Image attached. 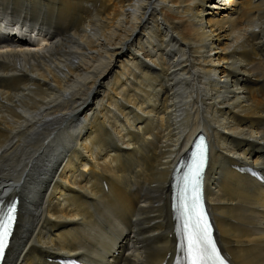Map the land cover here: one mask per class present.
Wrapping results in <instances>:
<instances>
[{
	"label": "bare ground",
	"instance_id": "bare-ground-1",
	"mask_svg": "<svg viewBox=\"0 0 264 264\" xmlns=\"http://www.w3.org/2000/svg\"><path fill=\"white\" fill-rule=\"evenodd\" d=\"M199 129L219 246L264 264V185L230 170L264 171V0H0L3 264L101 235L104 264L172 262L171 167Z\"/></svg>",
	"mask_w": 264,
	"mask_h": 264
},
{
	"label": "snow or ice",
	"instance_id": "snow-or-ice-1",
	"mask_svg": "<svg viewBox=\"0 0 264 264\" xmlns=\"http://www.w3.org/2000/svg\"><path fill=\"white\" fill-rule=\"evenodd\" d=\"M207 162L206 148L201 143L193 152L174 195V209L180 221L177 264H225L212 236V228L201 200V180ZM15 206L0 208V258L8 245Z\"/></svg>",
	"mask_w": 264,
	"mask_h": 264
}]
</instances>
